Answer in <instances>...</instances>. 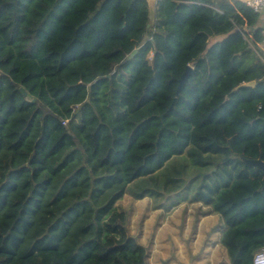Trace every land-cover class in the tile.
<instances>
[{"label":"trees","instance_id":"obj_1","mask_svg":"<svg viewBox=\"0 0 264 264\" xmlns=\"http://www.w3.org/2000/svg\"><path fill=\"white\" fill-rule=\"evenodd\" d=\"M259 18L241 0H156L152 18L148 0H0L1 264H148L124 195L204 205L228 264H252Z\"/></svg>","mask_w":264,"mask_h":264},{"label":"rangeland","instance_id":"obj_2","mask_svg":"<svg viewBox=\"0 0 264 264\" xmlns=\"http://www.w3.org/2000/svg\"><path fill=\"white\" fill-rule=\"evenodd\" d=\"M148 6L152 18L155 5L149 0ZM221 38L213 36L210 42ZM118 203L130 213L129 232L146 246L148 264H228L226 251L218 242L220 231L211 232L217 214L206 213L204 205L183 202L168 211L155 208L151 198L129 195Z\"/></svg>","mask_w":264,"mask_h":264},{"label":"water","instance_id":"obj_3","mask_svg":"<svg viewBox=\"0 0 264 264\" xmlns=\"http://www.w3.org/2000/svg\"><path fill=\"white\" fill-rule=\"evenodd\" d=\"M134 52H135V50H133L131 54H133ZM190 69H191V67L189 65H186L184 71L182 72V74L178 78V80H177V86H176V89H175V96L178 93V90H179L180 86L186 81ZM253 84H254V81L253 80L247 81V82H242L241 84H239L238 86H236V88L239 87V86H249V85H253ZM21 90L24 92V90L22 88H21ZM175 96L172 98V102L170 104V107L172 106V104H173V102L175 100ZM245 161L247 163L256 165L260 169L264 170V162L262 160H259V159H246Z\"/></svg>","mask_w":264,"mask_h":264},{"label":"built area","instance_id":"obj_4","mask_svg":"<svg viewBox=\"0 0 264 264\" xmlns=\"http://www.w3.org/2000/svg\"><path fill=\"white\" fill-rule=\"evenodd\" d=\"M245 3L255 12L260 13L262 10H264V0H260V2L258 4L256 3V0H251V3L249 2V0H245ZM258 48L260 51L264 52V28H262V39L258 44ZM261 250H264V246L261 247L260 249H258L254 253V255Z\"/></svg>","mask_w":264,"mask_h":264},{"label":"clouds","instance_id":"obj_5","mask_svg":"<svg viewBox=\"0 0 264 264\" xmlns=\"http://www.w3.org/2000/svg\"><path fill=\"white\" fill-rule=\"evenodd\" d=\"M251 3V0H249ZM260 0H256V3L258 4ZM252 264H264V250H261L257 252L253 258H252Z\"/></svg>","mask_w":264,"mask_h":264},{"label":"crops","instance_id":"obj_6","mask_svg":"<svg viewBox=\"0 0 264 264\" xmlns=\"http://www.w3.org/2000/svg\"><path fill=\"white\" fill-rule=\"evenodd\" d=\"M150 1L152 2L153 5H155L156 0H150ZM241 1L245 2V0H241ZM258 26H260L261 28H264V10H262L260 12V18L258 20Z\"/></svg>","mask_w":264,"mask_h":264}]
</instances>
